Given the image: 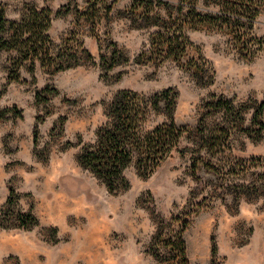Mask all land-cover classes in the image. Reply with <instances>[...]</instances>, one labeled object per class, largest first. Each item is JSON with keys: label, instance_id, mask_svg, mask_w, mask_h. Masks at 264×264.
<instances>
[{"label": "rangeland", "instance_id": "374dc122", "mask_svg": "<svg viewBox=\"0 0 264 264\" xmlns=\"http://www.w3.org/2000/svg\"><path fill=\"white\" fill-rule=\"evenodd\" d=\"M168 1L171 17L163 0H0L8 20L31 4L48 7L52 50L82 56L52 71L0 48V264H163L150 249L157 229L166 239L183 230L189 264H264V130L252 120L264 99V0L255 1L250 30L263 42L250 60L231 28L191 19L193 2L211 16L216 0ZM171 22L190 43L179 60L150 50ZM167 88L176 94L175 122L187 130L150 174L132 163L129 187L109 192L78 163L79 135L94 140L116 91ZM219 98L234 106L232 116L215 110ZM164 120L151 113L148 125ZM9 188L17 194L10 209L31 207L39 225L14 227L13 215H3Z\"/></svg>", "mask_w": 264, "mask_h": 264}, {"label": "trees", "instance_id": "16d2710c", "mask_svg": "<svg viewBox=\"0 0 264 264\" xmlns=\"http://www.w3.org/2000/svg\"><path fill=\"white\" fill-rule=\"evenodd\" d=\"M137 5L146 6L151 0H134ZM256 0H216L214 6L217 11L211 13L218 19L212 21L210 12L202 14L194 5L191 6V19L198 24L218 22L221 26L231 28L233 40L239 44V53L248 57V60L257 55L263 40L251 35L250 30L258 14ZM167 7L168 15L172 16L168 0H163ZM177 7L182 8L178 3ZM158 21H167L158 17ZM192 21V20H191ZM193 22V21H192ZM213 22V23H212ZM51 25V10L48 7L38 8L34 4L21 13L19 19L8 20L5 17L4 8L0 5V48L15 49L29 59L31 65L55 66L52 71L64 70L79 63L82 56L77 51L72 53H60L52 50V39L49 34ZM160 26V25H159ZM163 30H158V42L151 45V53L158 54L163 58L181 59L188 48L189 39L174 22L169 23ZM8 33L7 36H4ZM244 36H248L246 38ZM258 44V46H256ZM81 55L87 58L91 54L81 47ZM66 54L67 56H64ZM119 54L118 49H113V55ZM147 53L141 52L138 59ZM61 62L56 63L57 59ZM66 58V59H65ZM68 60L64 65L63 61ZM207 60V59H206ZM205 60V61H206ZM207 62V61H206ZM209 62V61H208ZM115 63L110 64L112 67ZM109 67V68H110ZM211 82V79L208 81ZM161 103L163 106H161ZM176 105V94L167 88L152 95H145L132 89H120L114 93L112 98L104 107V121L96 128L95 138L92 142H83L80 135L77 144L80 151L77 161L81 167L90 171L100 179L109 192H117L129 187V181L124 175V170L135 165L140 174L147 176L158 163L169 155L176 147L186 127L179 126L175 122L174 110ZM216 111L221 112L224 117L232 116L234 106L229 100L219 98L213 103ZM264 111V99L261 100L252 116L253 122L258 124V132L264 130V121L261 119ZM151 113H162L165 120L153 126L148 125ZM232 122L243 120L240 114ZM63 118H60L62 125ZM56 126V125H55ZM62 127V126H61ZM54 129V127H53ZM191 129H189V132ZM38 141L37 127L34 129L33 154L41 159L40 151L36 149ZM67 144H71L68 141ZM17 194L13 188H9V194L5 201L6 211L3 215L12 214L15 220L14 227L31 229L39 225L38 217L32 211L21 209H10L15 206ZM183 230H179L174 238H165L160 229H157L152 237L150 245L151 252L155 258L163 264H189L186 252V243L182 237ZM160 246V247H159ZM213 253L217 251V245L213 242ZM172 254L168 257L167 254Z\"/></svg>", "mask_w": 264, "mask_h": 264}]
</instances>
